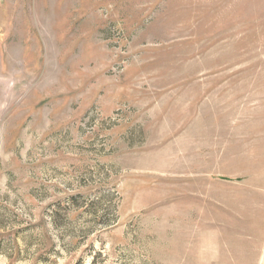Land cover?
Segmentation results:
<instances>
[{"label":"rangeland","instance_id":"374dc122","mask_svg":"<svg viewBox=\"0 0 264 264\" xmlns=\"http://www.w3.org/2000/svg\"><path fill=\"white\" fill-rule=\"evenodd\" d=\"M0 264H264V0H0Z\"/></svg>","mask_w":264,"mask_h":264}]
</instances>
